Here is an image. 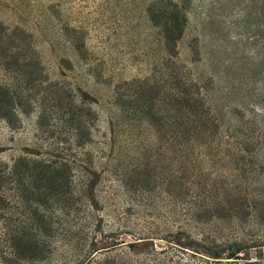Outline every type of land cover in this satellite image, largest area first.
Masks as SVG:
<instances>
[{"label": "rangeland", "instance_id": "rangeland-1", "mask_svg": "<svg viewBox=\"0 0 264 264\" xmlns=\"http://www.w3.org/2000/svg\"><path fill=\"white\" fill-rule=\"evenodd\" d=\"M0 264H264V0H0Z\"/></svg>", "mask_w": 264, "mask_h": 264}, {"label": "trees", "instance_id": "trees-1", "mask_svg": "<svg viewBox=\"0 0 264 264\" xmlns=\"http://www.w3.org/2000/svg\"><path fill=\"white\" fill-rule=\"evenodd\" d=\"M177 17V16H176ZM236 253H234V252H231L230 254H228V257H227V259H235V257H236Z\"/></svg>", "mask_w": 264, "mask_h": 264}]
</instances>
